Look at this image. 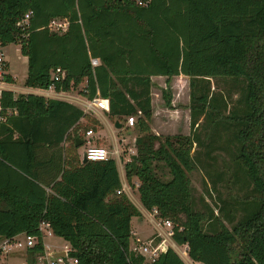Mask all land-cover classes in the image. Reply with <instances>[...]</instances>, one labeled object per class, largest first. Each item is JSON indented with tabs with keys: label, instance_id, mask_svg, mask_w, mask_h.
<instances>
[{
	"label": "trees",
	"instance_id": "1",
	"mask_svg": "<svg viewBox=\"0 0 264 264\" xmlns=\"http://www.w3.org/2000/svg\"><path fill=\"white\" fill-rule=\"evenodd\" d=\"M29 10L22 30L16 23ZM52 18L67 19V30L50 31ZM0 41L18 43L27 58L24 86L84 83L86 99H108L109 118L124 125L136 116L141 133L125 179L138 180L141 205L171 221V239L192 261L264 264V0H0ZM57 67L65 77L55 82ZM179 75L189 78L190 132L154 134L151 78ZM211 79L238 87L236 100L212 90ZM0 102L15 111L0 122V237H35L26 252L36 264L46 223L77 264H145L130 248V221L141 213L116 194L115 160H79V129L95 131L98 120L32 94L4 90ZM218 152L229 160L219 165ZM195 168L210 181L198 196ZM213 192L216 208L206 200ZM148 264L185 262L166 247Z\"/></svg>",
	"mask_w": 264,
	"mask_h": 264
},
{
	"label": "rangeland",
	"instance_id": "2",
	"mask_svg": "<svg viewBox=\"0 0 264 264\" xmlns=\"http://www.w3.org/2000/svg\"><path fill=\"white\" fill-rule=\"evenodd\" d=\"M5 52V58L7 59L8 67L7 72L16 78L15 84L16 85H24L25 75L27 73V63L23 59V55L20 53V45L18 43H10L7 47L4 48ZM14 81V80H13ZM151 96L154 104L153 111L156 112L155 119H151V132L154 134H160L162 136L164 135H174V134H189L190 128H189V78L187 76H174L171 78L166 77H158L154 76L151 78ZM212 84V90L214 91H220L224 93H231V99L229 100L230 103L236 100L238 97V87H236V90H233L231 87V84L221 81H216L214 79H211ZM83 85L81 83L77 87L71 88L73 91H77L80 86ZM81 91H79L80 93ZM81 95V93H80ZM167 101H169V104H167ZM85 103H83L82 107L85 108ZM231 105V104H230ZM188 113V116H187ZM114 120V118H111ZM111 120V125L113 124V121ZM125 120V119H124ZM125 125V121H124ZM122 123V126H124ZM124 129H117L114 128L115 133L118 134V136H122L124 138L128 139L126 141L121 140L120 148L123 150V158H126L127 155L133 153V149L135 148L132 138L137 136V134L141 133L138 131L136 125L132 127H126L124 126ZM82 134L85 132V129H81ZM123 141V142H122ZM95 143V142H94ZM97 144V143H96ZM105 148H108L110 145L104 144L99 145ZM198 147H195L197 149ZM135 152V151H134ZM134 154V153H133ZM79 155L80 157L83 156V146L81 145L79 148ZM215 155V158L217 160V163L221 165L223 163V160H229V156L223 152H218ZM122 176V173H121ZM192 186L195 190V195L198 196L205 192V188L210 187V181L205 172L202 170L195 168L192 172L189 173ZM132 185V184H131ZM222 186V185H219ZM134 188V185L131 186V189ZM219 191L222 192V197H225L226 190L223 187H219ZM233 192L238 193L237 189L234 187ZM134 198H136V203L141 204L139 199V193L135 192ZM206 200L211 204L213 208H216L215 205L218 202L216 192H213L212 197H207ZM156 221H158V217L155 218ZM153 223L148 220V217H138L133 218V228H137V231H139L142 236H148L153 232ZM155 237V242L157 244H160V248L165 249L166 247H171L174 249L179 256L183 259L182 252H186V246L185 245H177L173 242V240L170 238H162V237H156V233L152 234L150 236ZM21 238V237H19ZM149 239V238H148ZM144 242L141 241L140 245H144L147 241ZM137 243V242H136ZM45 244L50 246L51 248H62L64 245V240L58 236L55 235H47ZM132 245V246H131ZM130 248L133 250L134 244H131ZM139 245V244H138ZM137 245V246H138ZM12 251L13 254L9 255L8 258L4 261V264H22L24 263L23 254H24V248H13ZM138 253V251H134ZM144 256V255H143ZM145 258V264H148L149 261V254H146ZM185 264H190L188 260L185 258L183 259ZM36 262L38 260L36 259ZM26 264H27V252H26Z\"/></svg>",
	"mask_w": 264,
	"mask_h": 264
},
{
	"label": "built area",
	"instance_id": "3",
	"mask_svg": "<svg viewBox=\"0 0 264 264\" xmlns=\"http://www.w3.org/2000/svg\"><path fill=\"white\" fill-rule=\"evenodd\" d=\"M140 2V1H139ZM141 3V2H140ZM32 15V11L29 10L23 14V16L19 19V21L16 23V25L21 28L22 30H25L30 21V17ZM68 27V21L65 18H52L47 26V28L55 33H63L67 30ZM6 45H3L0 41V98L2 95V92L6 90V86L9 82L6 81V76L9 75L7 72V59L5 58V52L4 48ZM97 63L96 60L92 61V64L95 65ZM65 77V71L62 70L60 67H57L51 71V79L53 81H61ZM54 89L53 85H50L48 89ZM88 109H100L104 111H108V99L107 98H101V97H95L92 100H89L86 104ZM14 110L10 109H3L1 102H0V122H4L6 120V117L9 114L14 113ZM136 123V116L130 115L125 118V125L127 127H132ZM94 134L91 130H87L85 132V137L83 140V157H85L86 160L90 161H102V160H108L113 159L116 162V165L118 168H124V165L126 162H128L131 158L132 154L127 155L126 158H123V150H121V140L114 141L108 148L98 146L96 143L93 142ZM123 142V141H122ZM135 146V140L133 141ZM126 184L121 183V188L116 190V194H121L125 192ZM149 212L150 221L154 222L158 226H166L167 231L164 235H161L159 233H156V237L160 236L162 238H171L172 236V223L169 220H163L158 219L156 221L157 217V209L153 208ZM43 225H46V223L40 224V230L43 231L42 227ZM14 236L11 238H5L3 243L0 245V250L3 252H9L13 248H28L32 247L36 239L35 237L27 234H22V236ZM155 237H151L148 239V241L144 245H138L133 247V251H138L139 254L144 257L146 254H149V261L152 262L155 260V258L164 250L160 248V244H157L155 241ZM71 250V247L64 248L63 252L64 255L52 257L49 252H44L43 254H40L37 258L40 259L41 264H77V260L74 257L69 256V251Z\"/></svg>",
	"mask_w": 264,
	"mask_h": 264
},
{
	"label": "crops",
	"instance_id": "4",
	"mask_svg": "<svg viewBox=\"0 0 264 264\" xmlns=\"http://www.w3.org/2000/svg\"><path fill=\"white\" fill-rule=\"evenodd\" d=\"M7 46L8 45H6L5 47H7ZM22 57L27 63V58L25 56H22ZM7 67H8V63H7ZM9 76L12 77L14 82H9L6 86V90L12 91L15 96H17L19 94H25V95L32 94V95L42 96L46 99H55V100L64 101V102L72 104L73 106L83 110L85 113H87V114L91 115L92 117H94L95 119H97L100 125L98 126L97 130H95V131L91 130L94 134L93 142H95L99 145H104L105 143L110 145L114 141H117V140L126 141L128 139V137L127 138H124L122 136L119 137L118 134L115 133L114 128H116L115 127L116 119L112 120L111 118H109L106 111L100 110V109H88L87 108L86 104L89 100L86 99L82 94L80 95V93H79V91L83 89V87L85 85L84 83H83V85L80 86V88H78L77 91H73L72 89H70L69 91H56L53 88L52 89H40V88L27 87L24 85H16L15 84L16 78L10 74H9ZM179 76H184V75H179ZM25 77H26V75H25ZM158 77H161V76H158ZM83 103H85L84 104L85 108L82 107ZM151 103H152V109H154L152 96H151ZM155 115H156V112L153 111V115H152L153 119H155ZM187 116H188V113H187ZM111 120L113 121L112 125H111ZM84 121L85 120L83 118H81L79 122H80V124H84ZM113 126H114V128H113ZM124 126H126V125H124ZM124 126H122V128H120V129L121 130L124 129L125 128ZM150 126H151V124H150ZM81 129H83V128H81ZM81 129H79V133L82 135V140H84L85 132L87 130H85V132L82 134ZM135 138H136V136L133 137L132 140L134 141ZM80 146H79V148H80ZM82 146H83V144H82ZM79 148L77 149V152H78L79 160L82 161L83 156L80 157ZM134 151H135V148L133 149V153H135ZM117 170L119 173L121 183L126 184V187H127L125 189L124 193L128 196L130 201L138 208V210L141 213V215L134 216L131 218V221H130V227H131L130 245L134 244V246H137L138 244H140L141 241L144 242L145 240L150 238V236L154 233H159L161 235H164L167 231V227L166 226H158L155 223H153V226H154L153 232L148 236H142V234L139 231H137V228H133V225H132L133 218H138V217L144 216L146 218L148 217V220L150 221L149 212L141 204H137L136 203L137 200H136V198H134L135 192L138 193V191H137V187L139 185L138 180L136 178H133L131 183L129 184V183H127V181L125 179L124 168H118L117 167ZM121 173H122V176H121ZM131 184L134 185L133 189H131V186H132ZM42 229H43V234H44L43 235V246H44L45 252H49V253L63 252L64 248H68L70 246L69 243L63 239L64 245L62 248H58V249L51 248L50 249V246L45 244V240H46V236L48 234L52 235V233H51L48 225L47 226L43 225ZM22 234L23 233H21L17 236L20 237V236H22ZM4 240H5V238L0 237V245L3 243ZM186 249H187V246H186ZM24 251H25L23 254L24 263H22V264H26V249H24ZM13 253L14 252L12 250H10L9 252H3L0 250V264H4V261L8 258V256L13 254ZM184 258L186 260H188L190 262V264H201L199 262L192 261L189 258L187 251L185 252V256L183 257V259ZM37 260H38V262L36 264H41L40 259L37 258Z\"/></svg>",
	"mask_w": 264,
	"mask_h": 264
},
{
	"label": "water",
	"instance_id": "5",
	"mask_svg": "<svg viewBox=\"0 0 264 264\" xmlns=\"http://www.w3.org/2000/svg\"><path fill=\"white\" fill-rule=\"evenodd\" d=\"M115 127L118 128V129L122 128V123H120L118 120H116V122H115ZM82 144H83V140H82V139H76V142H75V146H76V147H78V146H80V145H82ZM82 161H83V162L86 161L85 157H83V160H82ZM50 255H51L52 257L62 256V255H64V252L50 253Z\"/></svg>",
	"mask_w": 264,
	"mask_h": 264
},
{
	"label": "bare ground",
	"instance_id": "6",
	"mask_svg": "<svg viewBox=\"0 0 264 264\" xmlns=\"http://www.w3.org/2000/svg\"><path fill=\"white\" fill-rule=\"evenodd\" d=\"M183 254H184V255H183ZM182 256H183V257L185 256V252H184V251L182 252Z\"/></svg>",
	"mask_w": 264,
	"mask_h": 264
}]
</instances>
